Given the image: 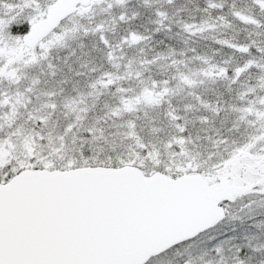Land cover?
<instances>
[{"label":"snow or ice","instance_id":"1","mask_svg":"<svg viewBox=\"0 0 264 264\" xmlns=\"http://www.w3.org/2000/svg\"><path fill=\"white\" fill-rule=\"evenodd\" d=\"M0 264H264V0H0Z\"/></svg>","mask_w":264,"mask_h":264}]
</instances>
